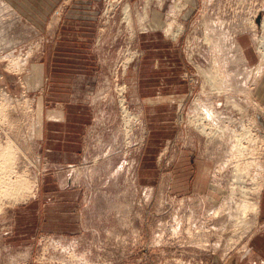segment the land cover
Segmentation results:
<instances>
[{"label":"rangeland","instance_id":"obj_1","mask_svg":"<svg viewBox=\"0 0 264 264\" xmlns=\"http://www.w3.org/2000/svg\"><path fill=\"white\" fill-rule=\"evenodd\" d=\"M263 18L264 0H0V145L33 185L0 201V264L255 251L264 213L243 227L237 206L264 184Z\"/></svg>","mask_w":264,"mask_h":264},{"label":"bare ground","instance_id":"obj_2","mask_svg":"<svg viewBox=\"0 0 264 264\" xmlns=\"http://www.w3.org/2000/svg\"><path fill=\"white\" fill-rule=\"evenodd\" d=\"M130 14H131V6L127 4L125 6V17L126 15L130 16ZM127 20L129 19L127 18ZM251 24L252 25L254 24L253 20H251ZM260 29L262 30V36L258 37V44H259L258 50L260 51L262 55L263 62L261 65H259V68L257 69L256 72H257V75L261 77V75L264 73V18L260 26ZM14 64H16L15 66L19 65L17 60H15ZM255 79H257V77ZM199 128L202 129V132L206 133L205 132L206 128L203 125L201 127L199 126ZM248 133L249 132L245 133V135H239V136L243 138L244 136H247ZM242 140L243 139H241V141ZM239 143L241 142L239 141ZM14 146L15 144L13 145L11 143L6 147H3L0 145V201H2L3 199H7L8 197L13 198L15 200H21V199H24L25 197L31 196L33 192V185L29 182L27 178L18 176L16 181H12L9 178L11 174L16 173L14 172L15 170L14 166L16 162V155L19 150L17 151L16 147ZM260 186L261 185H258L257 190L255 192V193H258V196L262 190V186L261 187ZM237 207H238V210H240V216L238 217V219L241 222V224H243V227L246 225L251 226L250 223H246L245 219H247L248 214L250 213L254 214L255 212H258V209H259L258 201L256 200L254 201V199H252L251 201H242V203L238 204Z\"/></svg>","mask_w":264,"mask_h":264},{"label":"crops","instance_id":"obj_3","mask_svg":"<svg viewBox=\"0 0 264 264\" xmlns=\"http://www.w3.org/2000/svg\"><path fill=\"white\" fill-rule=\"evenodd\" d=\"M263 80H264V77H263ZM258 203H259V215H261L262 213H264V184L262 187L261 194L259 196ZM258 232L259 234L256 235L255 239H260L261 244L256 245V242L254 241L255 239L253 240V242L251 241L252 248H254L255 251L248 250L249 252L247 254L230 257L229 260L226 262V264H264V262L262 261L264 260V258L261 257L263 253L260 252V249L264 248V236H262V234L260 235V231Z\"/></svg>","mask_w":264,"mask_h":264}]
</instances>
